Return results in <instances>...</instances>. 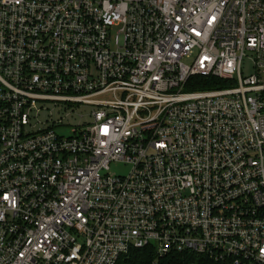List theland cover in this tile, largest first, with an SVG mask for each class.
Masks as SVG:
<instances>
[{"label":"built area","instance_id":"obj_1","mask_svg":"<svg viewBox=\"0 0 264 264\" xmlns=\"http://www.w3.org/2000/svg\"><path fill=\"white\" fill-rule=\"evenodd\" d=\"M148 246L264 264V0H0V264Z\"/></svg>","mask_w":264,"mask_h":264},{"label":"trees","instance_id":"obj_2","mask_svg":"<svg viewBox=\"0 0 264 264\" xmlns=\"http://www.w3.org/2000/svg\"><path fill=\"white\" fill-rule=\"evenodd\" d=\"M228 80L215 76H194L188 82L187 90H207L227 87ZM198 261L195 254L171 252L160 256L153 246L145 248H132L127 254L122 255L117 264H187L190 261Z\"/></svg>","mask_w":264,"mask_h":264},{"label":"rangeland","instance_id":"obj_3","mask_svg":"<svg viewBox=\"0 0 264 264\" xmlns=\"http://www.w3.org/2000/svg\"><path fill=\"white\" fill-rule=\"evenodd\" d=\"M253 58L254 54L251 51L247 52V55L244 57L243 61V75L244 76H249L250 74L254 73V68H253ZM52 111L59 113L58 108L54 106L53 103H47L46 104ZM88 107H79L75 113L72 114V116L67 118V122L72 126L75 127L79 123L83 121V118L80 116L82 113L88 111ZM47 115L45 111L41 114V116ZM68 131V129L63 130V132ZM128 170V165L124 164H118V165H112L111 172H116L123 174Z\"/></svg>","mask_w":264,"mask_h":264}]
</instances>
